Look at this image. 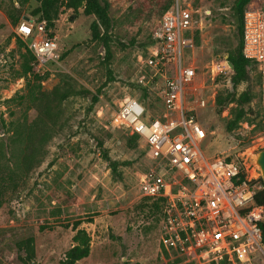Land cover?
<instances>
[{"label":"rangeland","instance_id":"obj_1","mask_svg":"<svg viewBox=\"0 0 264 264\" xmlns=\"http://www.w3.org/2000/svg\"><path fill=\"white\" fill-rule=\"evenodd\" d=\"M107 1L112 19L109 54L101 40L91 39L90 23L94 16L74 13L63 3L54 26L47 27L57 37L63 57L40 70H34L33 62L30 64L33 73L45 76L41 81L45 90L53 88L62 74H68L93 92L99 89L100 95L88 116L84 111L87 99L71 96L63 110L65 129L46 143L39 163L33 164L22 177L17 173L14 181L3 178L0 264H58L73 244L72 226L76 221L78 227L90 233L91 247L89 255L75 264H200L202 260L178 257L161 246L160 215L140 206L144 198L139 194L138 177L147 166L142 155L145 144L138 139L136 146L129 145L127 139L132 134L113 120L125 95L139 96L134 85L137 56L146 55L163 7L172 0ZM233 1L188 0L195 19L190 34L197 31L200 39L188 57L196 66V93L208 99L201 114L206 129L205 145L216 156L238 160L244 176L262 185L255 159L264 149V130L251 135L253 124L244 122V136L225 132L228 109L217 113L211 101L225 84L224 79L217 80L213 66L223 64L227 53H215L214 47L220 39L232 36ZM37 4V0L24 4L19 0H0V118L6 125L25 114L29 120L36 116L35 109L19 102L26 91L25 82L32 74L22 72L17 38L24 40L17 36L11 16L45 19L31 14ZM257 4L259 1L252 0L247 6ZM252 70L254 74V67ZM252 106L255 112H262L258 97ZM83 119L87 130L79 125ZM76 129L79 132L72 135ZM10 133L1 128L0 143H5ZM109 160L118 162L116 172ZM30 236L34 239L35 254L32 262H25L24 251L17 244Z\"/></svg>","mask_w":264,"mask_h":264},{"label":"built area","instance_id":"obj_2","mask_svg":"<svg viewBox=\"0 0 264 264\" xmlns=\"http://www.w3.org/2000/svg\"><path fill=\"white\" fill-rule=\"evenodd\" d=\"M257 1L242 15V54L256 64L264 110V0ZM193 13L188 0H172L162 12L153 43L146 55L137 56L139 96L125 95L113 120L145 144L147 166L138 190L142 197L164 200L159 232L165 251L201 258L200 264H264V203L254 201L262 185L242 175L238 160L203 150L201 114L208 99L196 93L198 75L188 57L194 42L185 41L195 27ZM15 32L33 54L34 70L60 59L57 37L45 19L23 18ZM229 67L224 60L213 70L225 74Z\"/></svg>","mask_w":264,"mask_h":264},{"label":"trees","instance_id":"obj_3","mask_svg":"<svg viewBox=\"0 0 264 264\" xmlns=\"http://www.w3.org/2000/svg\"><path fill=\"white\" fill-rule=\"evenodd\" d=\"M24 4L30 0H19ZM38 4L32 9L31 14L38 16V18H45L47 27L54 26L55 20L58 17L59 9L64 3L67 8L73 10L74 13L80 11L84 16L93 15L94 19L90 23V34L92 40H101L107 50H109V37L112 27V19L109 15V2L107 0H37ZM252 0H234L231 7V14L233 17V32L229 39H220L214 47L215 53L226 52L228 54L227 60L231 63V67L227 72L217 76V80L224 79V86L219 89L214 95V104L216 112L221 113L228 109V116L225 118L224 130L229 134H236L239 137L244 136V129L242 123L247 122L253 124V128L249 134H253L257 130H264V110L262 112L256 110L257 116H261L259 121L249 115L250 110L253 109V103L256 98L260 101V76L257 71L256 64L245 58L242 54V15L248 3ZM172 1L167 2L163 7V11L168 9ZM12 20L18 23L23 19L14 15ZM32 17V16H27ZM35 18V17H33ZM192 40L194 44H199L200 39L198 32L188 34L185 41ZM153 40H151V44ZM18 52L22 58V72L24 75L32 74L25 82L26 91L20 96L19 102L26 104L28 109H35L36 116L34 119H27L25 114L21 119L11 120L8 125L1 119L2 128H6L7 132H11L6 137L5 143H0V189L2 188L3 178L9 181H14L17 177H22L23 173H27L28 169L33 164H38L45 153V145L55 136L65 129L67 121L65 120L63 110L65 104L70 100V97L75 95L80 98L87 99L84 106L85 116H88L93 110L95 104L99 100L100 90L91 91L82 84H79L72 76L62 74L59 82L50 90L42 88L41 81L45 76L33 73L31 62L34 61L33 54L26 47L24 41L17 38ZM21 48H25L21 51ZM63 55H61V58ZM252 67H254V74ZM110 72V70H109ZM135 87L138 85L135 83ZM147 93V91H146ZM148 94V93H147ZM146 94V96H147ZM143 100V99H142ZM148 103L147 99L144 100ZM261 107V106H260ZM262 108V107H261ZM260 108V109H261ZM203 124V123H202ZM83 129L87 130L85 120L79 122ZM204 127V125H203ZM205 129V127H204ZM80 129H76L72 133L75 135ZM206 131V129H205ZM139 137L135 134L128 136V144L136 146ZM99 146L102 141H98ZM203 150L207 155L217 154L212 153L211 149L205 144ZM145 153V147L142 148V155ZM220 156V155H218ZM222 157V156H221ZM226 160H231V157H224ZM11 163L9 166L7 163ZM113 172H116L118 162L109 160ZM19 170V171H18ZM5 174V175H4ZM244 176V174H242ZM5 176V177H4ZM262 188L254 195V201L257 204L264 203V182L260 178ZM251 183L253 181L251 180ZM144 200L140 206L147 207L149 213L159 214L160 219L163 216V198H149L143 197ZM79 222L73 224L75 230L72 241L73 244L68 248L58 264H75L82 258H85L90 253L91 236L86 229L78 227ZM262 230V243L264 244V217L260 222ZM33 237H27L18 242V249L24 251L22 260L25 262H32L35 254ZM210 264H228L227 260L220 263Z\"/></svg>","mask_w":264,"mask_h":264},{"label":"water","instance_id":"obj_4","mask_svg":"<svg viewBox=\"0 0 264 264\" xmlns=\"http://www.w3.org/2000/svg\"><path fill=\"white\" fill-rule=\"evenodd\" d=\"M23 18L28 19V17H23ZM227 57H228V54H226L224 56V59L228 62L229 66L231 67V63L227 60ZM249 115L254 117L256 121H259L261 118V116H257V113L253 109L250 110ZM1 128H2V124H1V118H0V129ZM255 163L260 168L261 177H262L263 182H264V149L257 153Z\"/></svg>","mask_w":264,"mask_h":264}]
</instances>
